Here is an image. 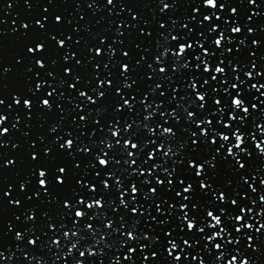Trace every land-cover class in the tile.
Segmentation results:
<instances>
[{
    "label": "snow or ice",
    "instance_id": "1",
    "mask_svg": "<svg viewBox=\"0 0 264 264\" xmlns=\"http://www.w3.org/2000/svg\"><path fill=\"white\" fill-rule=\"evenodd\" d=\"M14 9L0 264H264V0Z\"/></svg>",
    "mask_w": 264,
    "mask_h": 264
},
{
    "label": "water",
    "instance_id": "2",
    "mask_svg": "<svg viewBox=\"0 0 264 264\" xmlns=\"http://www.w3.org/2000/svg\"><path fill=\"white\" fill-rule=\"evenodd\" d=\"M4 2H5V0H0V3H4ZM16 10L23 11V0H20V9H14V11H16ZM0 15H2V13H0ZM7 19L9 21V24L8 25H4V26H0V27H4L5 29H7V28H9L11 26V19H12V17L9 16ZM3 151L10 153V152H12V149L9 146V148L3 149Z\"/></svg>",
    "mask_w": 264,
    "mask_h": 264
}]
</instances>
